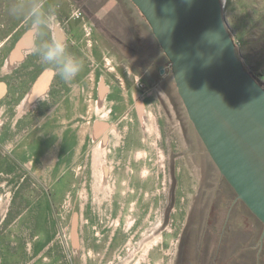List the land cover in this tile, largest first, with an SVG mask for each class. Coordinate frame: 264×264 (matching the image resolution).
I'll list each match as a JSON object with an SVG mask.
<instances>
[{
	"label": "rangeland",
	"instance_id": "obj_1",
	"mask_svg": "<svg viewBox=\"0 0 264 264\" xmlns=\"http://www.w3.org/2000/svg\"><path fill=\"white\" fill-rule=\"evenodd\" d=\"M10 2L0 0V264H178L198 186L183 153L197 131L158 83V66H172L150 23L132 0H43L83 63L65 82ZM223 3L244 64L264 80V0ZM263 230L244 223L225 259L241 247L236 264H264Z\"/></svg>",
	"mask_w": 264,
	"mask_h": 264
},
{
	"label": "water",
	"instance_id": "obj_2",
	"mask_svg": "<svg viewBox=\"0 0 264 264\" xmlns=\"http://www.w3.org/2000/svg\"><path fill=\"white\" fill-rule=\"evenodd\" d=\"M132 1L171 61L208 152L264 225V86L242 60L223 0Z\"/></svg>",
	"mask_w": 264,
	"mask_h": 264
},
{
	"label": "flooded vegetation",
	"instance_id": "obj_3",
	"mask_svg": "<svg viewBox=\"0 0 264 264\" xmlns=\"http://www.w3.org/2000/svg\"><path fill=\"white\" fill-rule=\"evenodd\" d=\"M83 4V10L90 19L99 23L96 14L88 9L87 2ZM170 64L172 66L171 61ZM165 69L163 65L158 66L161 76L158 83L178 110L176 100H180L184 107L185 105L178 91L173 70L166 73ZM148 72L154 75L153 70L149 69ZM196 133L193 142L188 140V150L183 153L188 154L190 158V169L196 173L194 175L198 178V186L191 196L178 264H236L241 257V247L239 251L235 250L233 261L228 262L224 255L227 241L242 233L244 223L249 224L253 232L257 224L262 222L238 196L211 157L199 133ZM200 146H203V149H200Z\"/></svg>",
	"mask_w": 264,
	"mask_h": 264
},
{
	"label": "clouds",
	"instance_id": "obj_4",
	"mask_svg": "<svg viewBox=\"0 0 264 264\" xmlns=\"http://www.w3.org/2000/svg\"><path fill=\"white\" fill-rule=\"evenodd\" d=\"M7 11L12 18L26 23L24 34L42 65L65 82L73 81L82 72V61L69 51L59 28L53 31L54 13L45 8L43 0H11Z\"/></svg>",
	"mask_w": 264,
	"mask_h": 264
},
{
	"label": "crops",
	"instance_id": "obj_5",
	"mask_svg": "<svg viewBox=\"0 0 264 264\" xmlns=\"http://www.w3.org/2000/svg\"><path fill=\"white\" fill-rule=\"evenodd\" d=\"M17 32V28H15L12 33L10 34V36H13L14 33ZM15 55H18V53H16ZM18 56L14 57L13 55L9 56L7 59H6V62L5 63H12L11 60L14 62L16 60H18L19 58H17ZM8 65V64H7ZM10 67H13V66H10ZM14 68V67H13Z\"/></svg>",
	"mask_w": 264,
	"mask_h": 264
},
{
	"label": "trees",
	"instance_id": "obj_6",
	"mask_svg": "<svg viewBox=\"0 0 264 264\" xmlns=\"http://www.w3.org/2000/svg\"><path fill=\"white\" fill-rule=\"evenodd\" d=\"M250 72L252 73V75L258 80V82L264 86V80H262L259 76H257L255 73H253L251 70Z\"/></svg>",
	"mask_w": 264,
	"mask_h": 264
}]
</instances>
